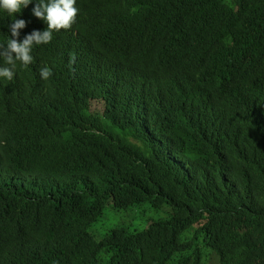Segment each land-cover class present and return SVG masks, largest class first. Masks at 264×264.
<instances>
[{
  "label": "trees",
  "instance_id": "obj_1",
  "mask_svg": "<svg viewBox=\"0 0 264 264\" xmlns=\"http://www.w3.org/2000/svg\"><path fill=\"white\" fill-rule=\"evenodd\" d=\"M75 6L53 48L93 74L33 45L67 97L0 88V264H264V0Z\"/></svg>",
  "mask_w": 264,
  "mask_h": 264
},
{
  "label": "clouds",
  "instance_id": "obj_2",
  "mask_svg": "<svg viewBox=\"0 0 264 264\" xmlns=\"http://www.w3.org/2000/svg\"><path fill=\"white\" fill-rule=\"evenodd\" d=\"M76 0H0V9H3L9 16L15 17L16 14H24L33 10V15L46 22L41 31H33L25 36L22 42L18 37L20 30L26 27L25 20L13 19L10 25L11 38L6 45H0V88L4 89L12 86L16 79L20 77V83L31 90L33 99L40 105H51L56 103L55 100L61 101L67 97L65 89L59 87L51 80L52 69L43 66L39 69L40 77H36L34 72L29 75L23 69L17 70V62H20L25 68L33 63L31 55L33 45L36 49L43 45H47L53 52L51 55L62 67L64 73L67 72L69 84L73 88L74 82L78 80L76 73H80L83 80L92 75L91 61H83L79 59L76 46L73 44L64 45L53 48V44L62 31H67L76 23L78 8L75 6ZM70 58V59H69ZM76 61L82 64L81 71L74 69L73 65ZM88 63V64H86ZM20 68H22L20 66ZM41 84V87L38 86ZM46 90L48 94H44L46 99L40 101V91Z\"/></svg>",
  "mask_w": 264,
  "mask_h": 264
},
{
  "label": "bare ground",
  "instance_id": "obj_3",
  "mask_svg": "<svg viewBox=\"0 0 264 264\" xmlns=\"http://www.w3.org/2000/svg\"><path fill=\"white\" fill-rule=\"evenodd\" d=\"M73 67H74V69H76L78 72L80 71V65H77V64H76V65H74ZM192 74H193V72H192ZM192 88H193V86H192ZM186 167H187V166H186ZM205 171H206V170H205ZM183 178H184V177H183ZM197 179H198V178H197ZM179 181H180V180H179ZM181 181H183V180H181ZM195 182H196V181H195ZM186 183H187V182H186ZM193 183H194V182H193ZM189 185H190V184H189ZM1 202H2V201H1ZM3 202H4V201H3ZM30 210H31V209H30ZM32 210H33V209H32ZM39 210H40V209H39ZM30 212H31V211H30ZM37 212H39V211H37ZM40 212H41V211H40ZM38 214H39V213H38ZM41 214H42V212H41ZM41 214H40V215H41ZM37 218H39V217H37ZM29 219H30V218H29ZM39 219H40V218H39ZM39 219H38V220H39ZM32 220H33V219H32ZM34 223H35V222H34ZM36 223H37V222H36ZM25 224H26V223H25ZM27 224H28V223H27ZM23 227H24V226H23ZM25 229H26V228H25ZM31 229H32V227H31ZM32 231H33V230H32ZM29 232H31V230H30ZM30 234H31V233H30ZM72 254H73V253H71V255H72ZM71 260H72V259H71ZM73 260H74V259H73ZM73 260H72V261H73ZM67 263H68V262H67ZM72 263H74V262H72ZM91 263H92V262H91ZM68 264H71V263H68ZM74 264H75V263H74Z\"/></svg>",
  "mask_w": 264,
  "mask_h": 264
},
{
  "label": "rangeland",
  "instance_id": "obj_4",
  "mask_svg": "<svg viewBox=\"0 0 264 264\" xmlns=\"http://www.w3.org/2000/svg\"><path fill=\"white\" fill-rule=\"evenodd\" d=\"M82 69V64L80 63V71ZM145 224H141L142 227H144Z\"/></svg>",
  "mask_w": 264,
  "mask_h": 264
}]
</instances>
